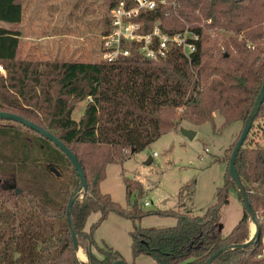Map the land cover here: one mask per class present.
<instances>
[{
  "label": "trees",
  "instance_id": "trees-1",
  "mask_svg": "<svg viewBox=\"0 0 264 264\" xmlns=\"http://www.w3.org/2000/svg\"><path fill=\"white\" fill-rule=\"evenodd\" d=\"M117 2L107 0L102 33L110 29L109 12ZM21 20V0H0V22L7 25L0 26V64L5 68V75H0V111L50 131L77 158L87 189L72 204L70 219L77 244L90 250V260L77 258L66 220L68 201L80 186L70 159L41 133L0 118V264L124 261L118 251L100 247L93 237L109 212L132 221L153 214L175 217L176 223L168 227L134 224L129 232L134 258L143 254L156 264H203L222 249L210 264H264V146L250 137L254 129L264 134V124H255L264 118V98L235 158L251 210L262 217L258 238L243 248L229 247L248 240L249 226L238 184L228 172L231 152L264 81V0H164L134 18L143 21L145 31L155 23L169 34L186 26L197 31L200 37L190 60L179 48L160 59L132 49L112 62L20 60L21 32L15 26ZM78 101L86 104L76 120L72 113ZM214 112L223 117L219 128ZM181 121L196 125L208 121L218 133L234 121L241 123L239 134L223 151L226 167L216 200L202 215L143 210L138 203L143 186L127 177L123 178L127 199L137 195L129 208L101 192L107 164L123 162L125 150H143ZM232 191L243 214L223 235L221 209ZM93 212L100 216L85 231ZM93 248L103 257L98 258Z\"/></svg>",
  "mask_w": 264,
  "mask_h": 264
},
{
  "label": "rangeland",
  "instance_id": "rangeland-1",
  "mask_svg": "<svg viewBox=\"0 0 264 264\" xmlns=\"http://www.w3.org/2000/svg\"><path fill=\"white\" fill-rule=\"evenodd\" d=\"M21 3L22 20L15 26L21 32L18 59L38 63L98 62L102 59L101 35L103 20L108 15L107 0H21ZM5 24L0 22V26H7ZM0 75H5V72H0ZM85 104L86 101L75 103L74 119L80 118ZM213 121L219 128L223 117L214 112ZM257 123L263 125L264 118L260 117ZM240 128L241 123L234 121L218 133L208 121L198 125L181 121L143 150L133 153L125 150L127 155L123 162L107 164L100 190L108 193L121 207L129 208L137 195L135 192L127 199L123 181L127 177L141 182L143 186V194L138 197L143 210L172 209L202 215L216 200V188L222 185L226 167V162L221 160L223 151L235 140ZM184 129L194 131L193 138L186 137L182 133ZM250 137L264 146L261 130L254 129ZM149 159L151 162L146 163ZM228 200L221 209L219 221L223 235L231 231L243 214L235 191L230 192ZM145 201L149 204L144 205ZM99 216V212L91 213L84 230L87 231ZM175 223L173 216L153 214L132 221L109 212L95 229L93 237L100 247L106 245L118 251L127 264H156L147 255L132 256L129 232L134 224L160 228ZM250 224L249 220L247 239L252 233ZM79 247L83 254L77 251L76 256L86 261L84 247ZM93 253L98 258L103 257L96 248H93Z\"/></svg>",
  "mask_w": 264,
  "mask_h": 264
},
{
  "label": "built area",
  "instance_id": "built-area-1",
  "mask_svg": "<svg viewBox=\"0 0 264 264\" xmlns=\"http://www.w3.org/2000/svg\"><path fill=\"white\" fill-rule=\"evenodd\" d=\"M158 2L164 0H118L109 12L110 29L101 35V60L112 62L128 56L132 49L146 58L160 59L166 57L175 48H179L190 60L200 37L197 31L186 26L183 31L169 34L162 31L158 23H155L151 30L145 31L143 21L134 20L143 11L153 9ZM0 72H5L2 64H0ZM148 204L147 201L144 202V205ZM254 217L259 224L262 220L261 215L256 213ZM249 220L252 224H250L251 230L252 227L254 228L252 235L256 225L248 215Z\"/></svg>",
  "mask_w": 264,
  "mask_h": 264
},
{
  "label": "water",
  "instance_id": "water-1",
  "mask_svg": "<svg viewBox=\"0 0 264 264\" xmlns=\"http://www.w3.org/2000/svg\"><path fill=\"white\" fill-rule=\"evenodd\" d=\"M263 98H264V81L262 83L261 90H260V92L258 94L255 106L253 108V111L250 113V115L248 116L247 120L245 121L244 126L242 128V131H241V133L239 135V138L236 141V144H235V146H234V148H233V150L231 152V156H230L229 164H228V172H229L230 176L238 184V190H239V193L241 195V199L243 201V205L245 207L246 213H247V215H249L251 217V219L255 223L256 229H255V232L251 235V237L248 240H246L244 243L231 245V246H229L230 248H243L246 245H248L249 243L254 242L258 238V234H259V224L257 223V221H256V219L254 217V213L251 210V207H250L248 198L246 196L245 190L242 188V186H241V184L239 182V177H238V174H237V171H236V168H235V158H236V155H237V152H238L240 146L243 144L244 139H245L246 135L248 134V132H249V130L251 128L253 119H254L255 114L257 113V111H258V109H259V107H260V105H261V103L263 101ZM0 118L1 119L12 120V121H18V122L22 123L23 125H25V126L31 128V129L41 133L43 136H45L46 138L51 140L54 144H56L63 152H65V154L67 155V157L70 159L71 163L73 164L75 170L77 171L79 179H80V186L78 187V190L73 193V195L70 197V199L68 201V204H67V207H66V220H67V224H68L69 230L71 232V237H72V243H73L74 250H75V252H77V248L79 247L78 244H77V234H76V232H75V230L73 228V225H72V222H71V219H70V212H71L72 204L75 201H77V200H81L84 197L86 189H87L86 178H85L84 172H83V170H82L77 158L72 153V151L70 149H68L58 138H56L50 131L44 129L40 125H38V124H36V123H34L32 121H29V120H27L26 118H24V117H22L20 115H17V114H14V113H10V112H5V111H0ZM182 133L186 137H188L190 139L193 138V136L195 135L194 131H191V130H188V129L182 130ZM133 152H134V149H131V153H133ZM150 162H151V159L146 161V163H150ZM50 170L52 172L56 173V175L59 174L58 171L54 167H51ZM81 191H83V194L79 195ZM16 193H20V190L16 189ZM221 251H222V249H219V250L215 251L212 255H210L208 257V259L203 264H210L213 261V259ZM84 253H85L86 259L89 262V260H90V250H85ZM82 261H84V260H82ZM90 264H93V263L90 262ZM112 264H127V263L125 261H123V260H116Z\"/></svg>",
  "mask_w": 264,
  "mask_h": 264
},
{
  "label": "bare ground",
  "instance_id": "bare-ground-1",
  "mask_svg": "<svg viewBox=\"0 0 264 264\" xmlns=\"http://www.w3.org/2000/svg\"><path fill=\"white\" fill-rule=\"evenodd\" d=\"M252 230H254L253 227H252ZM79 248H80V247L77 248L78 253L80 252V249H79ZM78 253H77V254H78ZM80 253L83 254L82 252H80Z\"/></svg>",
  "mask_w": 264,
  "mask_h": 264
}]
</instances>
